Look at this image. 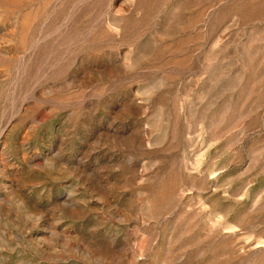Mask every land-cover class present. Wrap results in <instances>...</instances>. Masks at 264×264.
Wrapping results in <instances>:
<instances>
[{"label":"rangeland","instance_id":"374dc122","mask_svg":"<svg viewBox=\"0 0 264 264\" xmlns=\"http://www.w3.org/2000/svg\"><path fill=\"white\" fill-rule=\"evenodd\" d=\"M0 264H264V0H0Z\"/></svg>","mask_w":264,"mask_h":264}]
</instances>
